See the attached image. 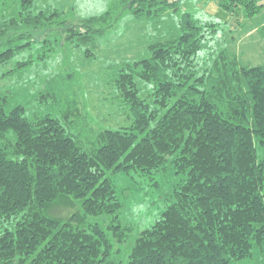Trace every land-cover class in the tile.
Returning <instances> with one entry per match:
<instances>
[{"label": "trees", "instance_id": "obj_1", "mask_svg": "<svg viewBox=\"0 0 264 264\" xmlns=\"http://www.w3.org/2000/svg\"><path fill=\"white\" fill-rule=\"evenodd\" d=\"M261 1L224 7L250 18ZM179 4L113 0L102 14L69 19L42 0H0V71L46 60L44 51L21 54L47 46L51 34L88 45L125 12L153 18ZM218 26L184 12L178 34L113 75L130 119L122 128L78 109L30 115L0 93V264H239L264 254V64L213 49ZM118 173L156 187L175 176L166 209L130 248L133 228L120 219L111 178ZM103 216L106 227L96 220Z\"/></svg>", "mask_w": 264, "mask_h": 264}, {"label": "rangeland", "instance_id": "obj_2", "mask_svg": "<svg viewBox=\"0 0 264 264\" xmlns=\"http://www.w3.org/2000/svg\"><path fill=\"white\" fill-rule=\"evenodd\" d=\"M42 1L47 7L65 10L69 19L102 14L113 4V0ZM179 1L178 9L159 17H134L125 12L112 30L96 37L88 45H64V39L58 44L51 34L47 37V46H34L21 54L22 58H36L44 51L46 60H36L11 75L0 71V93L7 96L9 108L22 105L30 115L56 117L67 108L78 109L80 115L101 127H125L130 119L111 90L113 75L125 63L145 58L149 44L178 34V20L184 12L200 20L210 18L219 23L218 38L211 41L213 49L233 51L244 64H264V38L260 32L264 26V8L259 14L246 18L243 8L224 7L229 0ZM260 3L264 4V0ZM111 178L117 195L124 203L120 219L133 228L130 248L140 233L152 226L166 209L175 176L160 178L157 187L147 180H133L123 173L111 174ZM96 220L104 227L111 222L107 216L97 217ZM123 264H126V259ZM239 264H264V254L257 252L251 263Z\"/></svg>", "mask_w": 264, "mask_h": 264}]
</instances>
